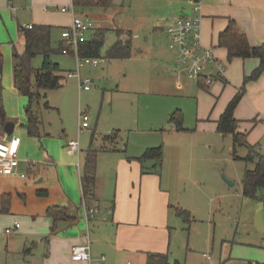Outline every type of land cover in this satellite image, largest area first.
<instances>
[{"label": "crops", "instance_id": "0c3cea01", "mask_svg": "<svg viewBox=\"0 0 264 264\" xmlns=\"http://www.w3.org/2000/svg\"><path fill=\"white\" fill-rule=\"evenodd\" d=\"M70 1L0 0V33L7 38L0 45V97L8 122L13 123L10 134L4 131V126L0 128V137L6 141L19 139L16 174L0 175V264H4L11 254L22 257V261L28 264H145L149 252H166L170 264H177V260L170 259L173 253L169 246L168 249L164 247L165 234L161 230L164 223L161 216L154 215L155 201L150 200L161 194L154 190L157 184L163 189L160 167L158 171L154 168L149 170L145 167L146 162L142 170L137 156L129 154L126 145H120L117 141L116 144L105 143V150L99 151L96 158L93 196L87 203L96 210L94 218L88 223L91 260L89 263L71 260L70 247L82 244L86 230L81 190L82 159L86 149L82 150L79 142L83 130L78 132L76 127V137L68 139L64 128L59 136L46 130L44 125V134L31 137L25 128L24 112L13 113L9 110L10 105L20 108V98L24 99L26 105V98L17 91L12 74L13 53L21 55L25 49L23 29H27V25L52 26L51 41L55 46L62 40L61 30L71 23V15L59 10ZM195 2L198 3V14L201 16V42L211 46L215 57L226 64L223 76L216 77L210 83L213 87L209 95L214 103L211 109L202 112L200 118L210 133L215 132L220 136L224 134L216 131V120L241 87L243 78L258 66L259 60L234 58L228 61L226 49L217 45L218 34L226 27L227 20L233 19L245 31L251 46L264 43V0H143L144 5L150 3L159 6V13L152 17L155 21L151 28L164 32L171 21L179 17H193ZM166 5L169 10L163 8ZM111 8L113 0L106 8L78 7L76 11L82 18L90 20L94 29H108L114 34L117 29L130 31L131 41H134L138 34L132 30L133 17H129L125 26H105L104 18L113 20ZM92 31L87 35H91ZM125 36L123 33L121 38ZM51 61L60 68L57 61L52 58ZM174 66L177 71L175 61ZM206 71L211 69L207 68ZM177 87L181 88L178 84ZM219 99L222 104L213 114ZM234 118L238 121L237 130L245 134L246 145L253 146L257 153L264 155V71L256 80L245 85L244 94L234 110ZM168 130H174L173 124ZM229 136L232 146V136ZM69 140L78 141V147L69 145ZM94 146L100 147L102 144ZM246 153V147H237L235 154L238 158L232 154V159L241 163V170L226 175L233 182L232 187L237 180L240 182V188L234 193L236 200H233L232 210L237 214L234 222L238 220L240 223L238 218L243 217L240 223L243 227L242 236L224 241L229 244L228 254L219 258V264L236 261L239 264H264V204L241 195L243 172L246 167L253 166L242 159ZM149 163L151 168L155 165ZM21 173L26 176L21 177ZM108 174L113 176L109 179ZM223 186L231 188L224 181ZM262 195L264 197V192ZM224 197L220 193L212 208H219ZM52 206L64 207L69 216L68 220L57 223L54 232L50 230L51 219L47 215V209ZM188 211L191 215L192 209ZM14 222L19 223V227L16 228ZM6 230L10 231L7 233ZM101 257H104L103 261ZM205 258L209 260L211 257L208 255Z\"/></svg>", "mask_w": 264, "mask_h": 264}, {"label": "rangeland", "instance_id": "374dc122", "mask_svg": "<svg viewBox=\"0 0 264 264\" xmlns=\"http://www.w3.org/2000/svg\"><path fill=\"white\" fill-rule=\"evenodd\" d=\"M158 8L156 4L144 5L143 0H113V15L110 14L113 20H106V17L103 23L105 26H125L129 17H133L132 30L138 34L132 41L135 51L129 58L104 60L95 66L81 63L80 77L88 80V91L78 90L76 78L66 79L69 70L76 72L75 58L52 55V60L60 66L57 74L62 78V86L40 91L46 94L45 99L51 107L45 109L42 100L41 116L46 130L60 136L64 128L68 139H74L78 110L85 112L90 127L80 134L82 150L87 148L91 139L94 145L103 146L102 137L112 130L115 132L109 142L126 145L127 152L137 157L147 147L161 145L163 189L157 184L154 190L161 194L150 200L155 201L154 215L161 216L164 223L161 228L165 234L164 247L168 249L169 246L173 253L170 259L177 260V264H213L212 261L219 264V258L228 254L229 244L224 241L242 236L240 223L243 217L238 218L240 223L238 220L234 222L237 214L232 210L233 200H236L234 193L240 188V182L236 179L235 186L229 190L224 188L222 180V175L226 177L228 173L240 172L241 163L232 159L229 134L210 133L200 121L202 112L211 109L214 103L209 95L213 86L210 84L204 90L196 80L179 73V66L176 65L175 70L174 53L168 46L165 32L151 28L155 21L152 17L159 13ZM163 8L169 10L167 5ZM4 40L7 41L6 36L0 33V45ZM114 40V32H107L102 52ZM41 62V56L32 60L35 68H39ZM224 66L226 68V64ZM177 84L181 88L178 89ZM220 104L219 99L213 114ZM24 106V99L20 98V108L10 105L9 110L23 113ZM177 110L187 131L168 130L171 127L169 116ZM145 167L151 170L149 162ZM108 176L110 179L113 175ZM220 193L225 197L219 208L213 209ZM178 208L190 212L192 209L193 219L183 221L176 215ZM207 254L211 257L209 260L205 258ZM4 264L28 263L11 254ZM232 264H239V261Z\"/></svg>", "mask_w": 264, "mask_h": 264}, {"label": "trees", "instance_id": "16d2710c", "mask_svg": "<svg viewBox=\"0 0 264 264\" xmlns=\"http://www.w3.org/2000/svg\"><path fill=\"white\" fill-rule=\"evenodd\" d=\"M73 4L78 7H100L106 8L111 5V0H73ZM91 35L83 41H79L76 46L77 55L83 57H102L105 60L126 59L133 52L131 41V32H124L121 29L115 30L116 39L102 52L105 37L108 29L96 28L92 29ZM25 38V49L21 55L13 53L12 55V74L14 85L17 91L27 99L24 107L25 128L27 134L31 137H39L44 134V123L42 121L40 102L43 100L45 109L51 108L47 102L46 94L40 91H48L58 89L61 85V76L57 73L59 67L51 61V56L55 54H68L74 57V49L72 45H67L62 39L55 46L52 45V26L49 25H33L31 28L23 29ZM125 38H121L122 34ZM218 47L226 49L227 60L234 58L248 59L256 58L259 60L258 66L243 78V82L236 94L227 103L224 110L216 120V131L220 134H229L232 136V154L234 158H238L235 154L237 147L244 146L247 149L246 155L242 158L246 164L252 163L251 168L246 167L241 178V195L244 198L256 201H262L264 204V155L257 153L252 147L246 145L245 134L237 130L238 121L234 118V110L242 98L245 85L252 80H256L264 71V43L251 46L248 42L245 31L238 25L235 20L228 19L226 27L218 34ZM36 56H42V63L39 68H35L32 60ZM2 69V54L0 51V72ZM197 85L204 89H208L204 79L197 80ZM169 122L173 124L175 131H187L183 127V118L177 110L169 116ZM8 122V118L4 111L2 99L0 97V128ZM102 137V142L109 143L110 136ZM105 150V147H95L92 139L89 146L84 152L82 159L81 173V190L82 200L87 207L89 199L93 196V187L95 185V169L96 158L99 151ZM163 150L162 146L147 147L136 160L142 165L146 162L155 164L152 170L158 171L162 162ZM154 168V169H153ZM47 215L51 219V231L54 232L55 226L61 220H68L67 210L61 206H52L47 209ZM176 215L181 217L183 221L190 222L191 215L188 210L176 209ZM27 250L24 251L26 253ZM145 264H170L166 253L149 252L146 254Z\"/></svg>", "mask_w": 264, "mask_h": 264}, {"label": "built area", "instance_id": "2783aa9c", "mask_svg": "<svg viewBox=\"0 0 264 264\" xmlns=\"http://www.w3.org/2000/svg\"><path fill=\"white\" fill-rule=\"evenodd\" d=\"M61 12H67L71 15V23L68 27L63 28L60 32L61 38L67 45H72L74 49V58L76 63V72L67 73L66 79L74 77L77 80L78 90H89L88 80H82L78 71L81 63L97 65L105 60L102 57H79L77 55L76 46L79 41L87 38V34L94 29V24L90 20H86L79 16L73 0L67 5H62L59 9ZM198 3H194L193 17H179L165 27V34L168 38L169 48L173 51L175 63L178 72L191 80L204 79L209 84L216 77H222L224 74V64L221 63L214 55L211 46L203 45L201 42V16L198 14ZM31 28L32 25H27ZM210 68L211 71H206ZM206 72V73H205ZM77 131L80 132L89 125L88 115L78 110L77 114ZM69 145L78 147V141L69 140ZM18 148L19 139L13 138L10 141L0 137V175H14L18 167ZM32 170V168H30ZM25 177V173L20 174ZM82 208L84 211V220L86 230L83 235L82 244H75L70 247V258L73 261L91 260V243L88 233V223L94 218L96 210L93 207H87L82 200ZM14 226L19 227V223L14 222ZM10 230H6L8 233ZM104 257H101V261ZM126 264H130L127 262Z\"/></svg>", "mask_w": 264, "mask_h": 264}, {"label": "water", "instance_id": "95a60500", "mask_svg": "<svg viewBox=\"0 0 264 264\" xmlns=\"http://www.w3.org/2000/svg\"><path fill=\"white\" fill-rule=\"evenodd\" d=\"M12 128H13V123H6L4 125V131L7 133V134H10L12 132ZM222 180L229 186H232L233 185V182L230 181L229 179H227L226 177H224L222 175Z\"/></svg>", "mask_w": 264, "mask_h": 264}]
</instances>
